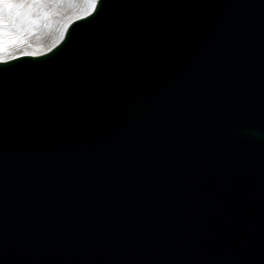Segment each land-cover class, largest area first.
I'll return each instance as SVG.
<instances>
[{"label": "water", "instance_id": "obj_1", "mask_svg": "<svg viewBox=\"0 0 264 264\" xmlns=\"http://www.w3.org/2000/svg\"><path fill=\"white\" fill-rule=\"evenodd\" d=\"M0 264H264V0H100L0 62Z\"/></svg>", "mask_w": 264, "mask_h": 264}, {"label": "bare ground", "instance_id": "obj_2", "mask_svg": "<svg viewBox=\"0 0 264 264\" xmlns=\"http://www.w3.org/2000/svg\"><path fill=\"white\" fill-rule=\"evenodd\" d=\"M29 6L20 8V4H16L17 0H0V14L3 13L6 9L10 10V17L14 18V26H18L19 33L11 34L12 37L18 36L15 43H9L11 41L8 36L10 29L7 25H0V48H18L26 47L27 42L31 39V32L33 30V23L39 21L42 26H40V34L44 35L53 30V26L56 23L59 16L64 15L67 11L73 10L77 7L76 3L73 0H27ZM48 1V2H47ZM52 2V3H49ZM90 5L84 8L78 13H73L70 16V19H76L84 17L90 13L97 2V0H90ZM16 4V5H15ZM53 4V9H48V5ZM14 5V6H13ZM77 12V11H76ZM66 29V28H65ZM65 29L61 32L58 39L55 40L54 46L59 40L63 37ZM14 30V29H13ZM16 30H18L16 28ZM12 31V30H11ZM51 47L43 48L42 45L38 44L28 49H24L21 52H15L10 54V56L0 57V60H6L11 57H16L21 54H32L38 55L48 51ZM32 49V50H31ZM12 50V49H10Z\"/></svg>", "mask_w": 264, "mask_h": 264}, {"label": "rangeland", "instance_id": "obj_3", "mask_svg": "<svg viewBox=\"0 0 264 264\" xmlns=\"http://www.w3.org/2000/svg\"><path fill=\"white\" fill-rule=\"evenodd\" d=\"M49 1V0H48ZM47 1V2H48ZM74 3H76L77 7L73 10L67 11L64 13V15L59 16L56 23L53 26V30L51 32L48 31V33L41 35L40 34V24L39 21L33 23V30L31 32V39L29 42H27L26 47H18V48H0V57L10 56V54H13L15 52H21L24 49H28L29 47L35 46V45H42L43 48L51 47L55 43V40L59 38L61 32L65 29V27L69 24L71 21L70 16L73 13H78L79 11L82 12V10L90 5V0H73ZM21 3V4H20ZM52 3V2H49ZM16 4H20V8L29 6V2L27 0H17ZM15 4V5H16ZM48 5V4H47ZM14 6V5H13ZM48 9H53V4H49ZM77 11V12H76ZM14 18L10 17V10L7 9L0 14V25H7L10 31L8 36L10 37L11 41L9 43H15L14 41L18 40V36L12 37L11 34L19 33L18 26H14L13 24ZM16 28L18 30H16ZM14 29V30H13ZM12 30V31H11ZM12 49V50H10ZM32 50V49H31Z\"/></svg>", "mask_w": 264, "mask_h": 264}]
</instances>
